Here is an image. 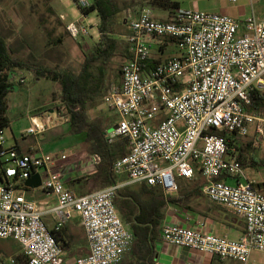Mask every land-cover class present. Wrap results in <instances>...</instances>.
Instances as JSON below:
<instances>
[{"label": "built area", "instance_id": "obj_1", "mask_svg": "<svg viewBox=\"0 0 264 264\" xmlns=\"http://www.w3.org/2000/svg\"><path fill=\"white\" fill-rule=\"evenodd\" d=\"M75 2L84 8L91 4V0ZM66 28L75 38L89 33L80 21H71ZM150 36L175 38L180 52L146 66L152 52ZM127 39L130 57L122 65V84L105 96L120 115L108 138L124 136L130 146L115 161V171L172 195L179 190V178L192 179L200 168L206 178L205 193L243 217L245 232L232 238L168 222L162 238L221 259L248 262L254 251H264V192L253 181L243 180L245 169L228 135L247 136L251 126L264 133V105L251 108L253 94L264 93V16L250 14L241 21L223 12L177 7L171 20H162L147 6L131 21ZM55 123L50 114L35 120L28 132L38 134ZM52 161L51 153H21L7 145L5 129H0V239H16L28 264H63L56 231L78 213L89 251L76 264L119 263L135 237L115 204L120 185L77 195L66 186L63 171L50 168ZM42 168L47 169L43 189L58 199L53 229L39 203L5 180H25ZM218 175L237 181L231 184L216 179ZM14 262L13 258L0 260V264Z\"/></svg>", "mask_w": 264, "mask_h": 264}, {"label": "crops", "instance_id": "obj_2", "mask_svg": "<svg viewBox=\"0 0 264 264\" xmlns=\"http://www.w3.org/2000/svg\"><path fill=\"white\" fill-rule=\"evenodd\" d=\"M150 1L151 0H119L122 10L118 12L114 18L111 37L116 40V47L119 39L125 43V49L123 48L122 50L125 55L123 63L128 59V57H130L127 36L131 32V21L140 15L144 7L150 6L153 10L154 16L162 20H171L175 14L176 8H166L158 4L154 5L151 4ZM173 1L177 2L178 7L223 12L241 21H243V17H247L251 14L245 0H237L235 2L231 0ZM195 1H198L199 3L196 6H192V4H195L193 3ZM205 1L213 4L214 6L212 8L207 7L203 3ZM52 6L56 10L57 14L61 16L65 25L71 22L66 20L67 15L64 12H58L56 6L53 4ZM95 12L98 15V12ZM263 16L264 14L260 17ZM99 23L100 17L98 21V29ZM99 33L100 36L98 40H91L94 45L87 53L89 54L90 60H94V62H92L93 68L95 70L100 68L102 71L103 87L99 94L94 95L95 93L93 92L94 94L89 95V97L85 100V107L87 109L88 119L101 124L108 134L109 131L117 126L120 120V115L105 101V96L113 87L121 86L123 63L119 73L115 74L111 71L108 65L111 64L110 57L101 59L96 52L97 46L102 39V32L100 29ZM86 36H90V33L81 37ZM148 42L152 51L151 57L146 61V66L148 67L155 66L156 64L167 60L171 56L176 55V52L173 50H170L168 53L170 46H177L176 39L173 37L150 36L148 37ZM86 54L83 61V67L86 64ZM62 102L67 115L64 117L61 114L60 109L57 108V111L60 112V118L63 120L58 121L57 118L53 117L56 123L54 125H49L41 133L36 134L28 132V128L33 126L35 120H39L40 118L45 119L48 116H45V114L41 112L29 114L26 112L24 115L26 117L25 122L19 128H17L15 124L10 123L9 127L12 129L14 143L9 145H14L21 153H37L42 151L51 153L53 161L49 165L50 168L61 169L64 174L66 186L77 195L89 194L115 183L120 185L119 188L124 189L125 187H129L131 190L136 191L142 190L144 185L148 187H155L163 192L165 196L176 197L181 195V201L189 196V199L185 202V204L173 202L168 203V206L165 209L163 224L154 234V238L150 239L152 236L150 232L144 235L142 234V230H140L149 224L139 223L136 220V215L140 212L139 206L128 195L129 192H125V195L122 196V198L133 202L124 207V211L130 216V220L124 217L122 218L125 219L124 222L127 228L134 233L135 237L131 250H129L124 255L123 259L116 264H189L190 262H197L201 264H248L250 262L251 257L249 261L245 263L234 259H221L216 255L186 246L176 245L167 242L162 238L163 226L168 222L193 226L195 228H201L207 232H213L218 235H227L232 238H239L245 232L246 222L243 217L238 215L235 210L212 201L205 193L204 184L206 183V178L203 176L200 168L196 169L195 176L192 179H188V182L186 183L180 180L182 178H179V190L172 195L166 194L160 186L149 185L146 181L142 180L133 181L127 173H117L115 168L114 181L111 179V172L109 177L108 171H106L102 166V158L96 156L95 153H92L89 150L91 147L89 141L93 139V136L89 135V130L85 129L79 132H73L71 130L70 114L68 113L66 103L63 100V93ZM49 112L53 113V109H50ZM24 116L22 115L21 117L23 118ZM9 117L11 119V115H9ZM62 123H64V126H62L61 129L60 125ZM59 130H62V132H59ZM251 132H254V136L258 134L254 126H251L247 136L240 137L237 136V134H229L228 137L230 141L233 142L231 147L237 151L242 146L243 141L246 140L247 146L254 148L255 138L253 136L249 137ZM111 142L120 144L119 148L114 151V156L117 159L127 154L130 150L129 142H125L124 137L122 136L117 137ZM63 154L67 155L64 159L62 158ZM242 162L245 169L246 160H242ZM46 171V168H42L39 171L42 176V181L47 176ZM246 177L248 180L255 183L257 189L264 192L263 177L257 178L256 176H248L247 174ZM223 178L227 182L231 179L235 180V182L237 181L236 178L231 176ZM5 180L16 183L19 186V191H23L29 199L38 202L44 211L43 218L46 224L49 228H55L58 220V215L53 210L58 204V199L55 194L44 190L42 185L39 187L28 186L26 184V179L21 180L15 177H9L5 178ZM193 189H195V191L190 193ZM143 196L148 197L145 194H143ZM118 211L122 216L121 211L119 209ZM56 234L63 250V264H76V260L79 256L88 253V238L81 216L78 213H75L71 219L67 220L62 228L56 231ZM6 239L14 240L16 245L13 250H6L4 247L3 249H0V260L13 258L15 259V262L10 264H28L27 257L23 253L20 243L13 238Z\"/></svg>", "mask_w": 264, "mask_h": 264}, {"label": "rangeland", "instance_id": "obj_3", "mask_svg": "<svg viewBox=\"0 0 264 264\" xmlns=\"http://www.w3.org/2000/svg\"><path fill=\"white\" fill-rule=\"evenodd\" d=\"M245 2L250 13L261 18L260 16L264 14V0H245ZM193 3L195 4L192 6H196L199 2ZM203 3L210 8L214 6L206 1ZM52 4L56 6L58 12L67 15V21H80L86 25L90 36L72 37ZM245 18L246 16L243 20ZM98 21L99 16L95 11L83 15L74 0H53V2L52 0H0V33L7 38L12 55L58 71L67 70L76 74L81 71L85 54L93 48L92 41L99 39ZM124 44L119 39L114 53L110 56L111 64L108 65L115 74L119 73L125 59L122 52L123 48L125 49ZM170 50L176 54L180 52L178 46H170L168 53ZM12 80L15 87L8 94V114L11 115V124H15L17 128L24 124L26 112L28 114L41 112L45 116L52 114V117L57 118L58 121L63 119L60 118L57 108L64 117L67 115L62 102L63 91L60 82L38 77L27 69H17ZM50 109H53V113L49 112ZM62 126L64 123L60 125L61 129ZM253 133L251 132L249 137L255 138L254 148L247 146L245 140L240 149L234 151V155L238 159L246 160L245 174L264 178V133H258L256 136ZM5 136L8 139L7 145L14 143L11 127L5 128ZM231 144L233 145V142ZM246 178L245 176L243 180H247ZM180 180L184 183L188 182L186 178ZM228 182L234 184L235 180L231 179ZM15 245L12 239H0V249L4 247L6 250H13ZM248 264H264V251H255Z\"/></svg>", "mask_w": 264, "mask_h": 264}, {"label": "trees", "instance_id": "obj_4", "mask_svg": "<svg viewBox=\"0 0 264 264\" xmlns=\"http://www.w3.org/2000/svg\"><path fill=\"white\" fill-rule=\"evenodd\" d=\"M150 3L154 5L158 4L166 8L178 7L177 2L173 0H151ZM80 8L85 16L92 11L98 12L100 17L99 29L102 32V39L97 46L96 52L101 59L110 57L114 53L116 47V40L111 37L114 25L113 21L116 14L122 10L119 0H92L90 6ZM92 62H94V60H90L89 54L87 53L86 64L82 71L77 74L67 70L58 71L57 69L41 64L31 63L14 57L11 53L7 38L0 33V129L9 127L11 123L8 114V94L15 87L12 77L17 69H27L34 72L38 77H46L58 81L62 86L63 100L66 103L68 113L70 114L71 130L73 132H79L85 129L89 130V135L93 136V139L89 141L91 144L89 150L92 153H95L96 156L102 158V166L108 171L109 177L111 172V179L115 181L114 164L117 158L114 156V151L119 148L120 144H116L109 140L108 134L101 124L88 119L87 109L85 107V100L89 95L94 93V95L99 94L103 87L102 71L100 68L95 70L92 66ZM263 105L264 93L255 92L253 94L251 108H261ZM124 140L125 142L128 141L126 137H124ZM231 142L232 141L229 143L230 146L232 145ZM239 160L243 165L241 158H239ZM224 176L225 175H218L216 176V179H222ZM194 191L195 189L190 191V193ZM125 192H129L128 195L139 206L140 212L136 215V220L139 223L149 224L140 230H142V234L144 235L150 232L152 234L150 239L154 238V234L162 226L165 218V209L168 206V203L173 202L185 204L189 199V196L182 201L181 195L176 197L165 196V194L157 188L148 187L146 185H144L140 191L131 190L129 187H125L124 189L119 188L115 197V204L121 211L122 217L127 218L128 220H130V216L124 211V207L128 206L129 203H132L133 201H128L122 198V196L125 195ZM143 194L148 197H144Z\"/></svg>", "mask_w": 264, "mask_h": 264}, {"label": "water", "instance_id": "obj_5", "mask_svg": "<svg viewBox=\"0 0 264 264\" xmlns=\"http://www.w3.org/2000/svg\"><path fill=\"white\" fill-rule=\"evenodd\" d=\"M28 186L39 187L42 185V176L40 172L34 173L31 177L26 179Z\"/></svg>", "mask_w": 264, "mask_h": 264}]
</instances>
